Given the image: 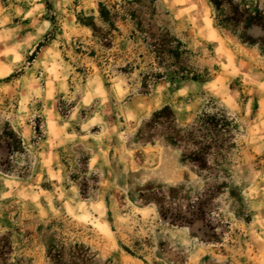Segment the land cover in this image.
Segmentation results:
<instances>
[{"label": "clouds", "instance_id": "obj_1", "mask_svg": "<svg viewBox=\"0 0 264 264\" xmlns=\"http://www.w3.org/2000/svg\"><path fill=\"white\" fill-rule=\"evenodd\" d=\"M0 65V137L38 173L0 194V264H264V0H0ZM104 84L107 134L56 144L41 190L37 105Z\"/></svg>", "mask_w": 264, "mask_h": 264}, {"label": "rangeland", "instance_id": "obj_2", "mask_svg": "<svg viewBox=\"0 0 264 264\" xmlns=\"http://www.w3.org/2000/svg\"><path fill=\"white\" fill-rule=\"evenodd\" d=\"M38 23V21H37ZM207 40H217L218 37L214 32L209 30ZM218 51H225L223 48L218 49ZM77 54H79V50H77ZM60 55L61 59H63L64 64H67V58L63 57L57 51H50L49 58L50 62L48 64V72L53 74L55 77H59L62 73L65 72L64 65L59 63L57 60V56ZM90 56L94 55V53L89 54ZM74 69V75L77 77H81L80 84L88 85V80L86 78L85 67H75V65L71 66ZM5 70L3 65H0V74H3ZM71 76H69V81H71ZM30 90H35L36 87L39 88H47L45 95L55 96V84L50 82H44L39 84L38 86L29 85ZM105 87H108L107 84L102 86H91L86 88L83 91V94L78 97L79 103L76 100L71 101L70 103L63 99V93L60 94V98L56 100L55 104L51 102L48 103L47 108L45 105L38 104L37 110L43 113L42 116H36L35 121H40L45 125V131L41 132L39 129V125H37L36 131L39 136L42 137L41 140L37 141L36 139H32L30 143H32L36 150H38L41 166L45 169V178L41 180L39 188L45 192L51 190V186L55 183L52 180V176L56 174V157L59 156L63 152V147H67L69 145H63L62 147H56L55 145L58 143H62L67 136L75 134L77 137L81 135H89V136H99L101 133L107 134V124L109 122V118L111 116L110 109L108 106H104L103 108H97L96 100L92 98V94L95 93L99 95ZM5 92L8 89H4ZM69 91H75V89H69ZM91 100V103H89ZM67 125V127H65ZM87 126V128H86ZM86 128V131H85ZM11 133V124L8 121H5V133L4 137H0L4 141L10 139ZM28 134V131L25 130V135ZM19 139V138H18ZM74 143L76 141H73ZM91 143V141H89ZM43 145V147H41ZM17 147V146H16ZM80 147V145H77ZM19 151V157H16L15 154L10 158L4 159L7 160L6 171H0V194L6 191H12L14 189H18L17 195L28 196L35 195L34 190L25 191L23 187L20 185L27 181L28 184H31V181L28 179L30 176H33L38 173H34L32 158L30 155L26 154L22 144L19 148H17L16 152ZM75 151V149H74ZM15 152V153H16ZM70 180H75L76 176L73 175L69 177ZM147 210H145V215H147ZM81 221L87 222L89 217L85 214L84 216L79 218ZM97 228L100 231H104L103 226L97 225Z\"/></svg>", "mask_w": 264, "mask_h": 264}, {"label": "trees", "instance_id": "obj_3", "mask_svg": "<svg viewBox=\"0 0 264 264\" xmlns=\"http://www.w3.org/2000/svg\"><path fill=\"white\" fill-rule=\"evenodd\" d=\"M11 139L12 138L10 136V139H8L7 141H5V144L3 146H0V151H5V152H8L9 153V156L5 158L7 160L12 155H14L15 152H16V150H17L16 144H13V143H15V141L12 142ZM7 160L0 162V171H6V167L5 166L7 164Z\"/></svg>", "mask_w": 264, "mask_h": 264}]
</instances>
